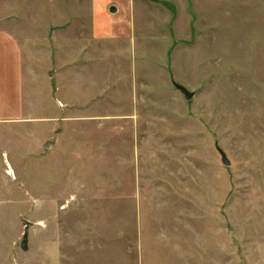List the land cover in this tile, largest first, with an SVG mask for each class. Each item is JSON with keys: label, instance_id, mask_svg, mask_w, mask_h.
Returning <instances> with one entry per match:
<instances>
[{"label": "rangeland", "instance_id": "1", "mask_svg": "<svg viewBox=\"0 0 264 264\" xmlns=\"http://www.w3.org/2000/svg\"><path fill=\"white\" fill-rule=\"evenodd\" d=\"M109 3L105 20L97 0H0L27 76L0 144V264H139L140 217L190 226L212 264H264V0Z\"/></svg>", "mask_w": 264, "mask_h": 264}, {"label": "crops", "instance_id": "2", "mask_svg": "<svg viewBox=\"0 0 264 264\" xmlns=\"http://www.w3.org/2000/svg\"><path fill=\"white\" fill-rule=\"evenodd\" d=\"M111 2V1H110ZM98 4V10H99V18L103 17L105 20H107V13L105 12L106 7L109 3V0H97ZM110 19V18H109ZM106 24H104L105 26ZM108 25V24H107ZM99 26V32L102 33L101 23H98ZM108 28V26H107ZM106 28V29H107ZM54 31V30H53ZM52 31V33H53ZM41 44L39 47L44 48L45 46H42ZM3 49L9 50L12 49L14 51V58L13 60H10L7 56V52L5 51V54L3 52ZM41 62V61H40ZM67 64V62H66ZM9 65L14 66L16 72V96L11 97L10 91L8 90V75H11L9 73ZM72 75V74H71ZM36 79L39 78L40 74L37 73L34 70V75ZM25 74V56L23 52V47L21 44V41L19 40L18 36H16L14 33L8 31V30H1L0 29V144L3 145L5 141V130L7 132H11L12 129H15L13 126H10L9 122L14 121V118H20L24 116V106H22V92L24 91V83L26 79ZM35 79V80H36ZM38 80V79H37ZM74 81L73 77H70V80L68 83H66V93L65 98L61 94L60 98L65 99V103L67 104L66 107L69 105H73L74 101H80L81 98H84L83 94L79 95L78 92H74ZM47 92V91H46ZM78 94V95H75ZM58 98V97H57ZM60 100V99H59ZM56 106L54 107V112H57ZM35 117V115H33ZM19 129V127H18ZM36 132V130L34 131ZM33 134H36L34 133ZM6 141L5 143H7ZM5 154V150L2 152ZM5 168L0 171V205L5 206ZM149 209H154V211H158L159 209H162V211L159 212H167L164 211V207L162 206H154ZM158 209V210H157ZM116 211V210H114ZM132 212V211H131ZM134 213H141L143 212V208H135L133 209ZM151 212V211H150ZM171 213H174L175 210L169 211ZM140 238H139V252H138V260L139 264H145V262H148V264H159L156 263V258L163 260H168L171 263L166 264H176L175 262L179 259L181 264H196L197 258L194 255V244L190 241L191 239H195V242L197 243L199 248H197V251L203 254L205 256V261L209 264H212V249L211 246H207V242L209 241L207 238L206 240H203L200 234L192 233V236L190 233L187 234L186 231L191 232L190 226L189 228L184 226L183 228L179 229L177 223H171L172 226H155V224H152L153 227L141 226L144 224L143 218L140 217ZM143 222V223H142ZM153 223V222H151ZM147 225L148 222H146ZM143 229V230H142ZM147 230V232H146ZM181 230V231H180ZM191 237L190 239L188 237ZM194 236V237H193ZM201 246V247H200ZM196 259V260H194ZM171 260H174L173 262Z\"/></svg>", "mask_w": 264, "mask_h": 264}, {"label": "water", "instance_id": "3", "mask_svg": "<svg viewBox=\"0 0 264 264\" xmlns=\"http://www.w3.org/2000/svg\"><path fill=\"white\" fill-rule=\"evenodd\" d=\"M177 87L183 92V94L185 95L186 99H191V98L193 97V93L189 92L185 87H182V86H179V85H178ZM49 145H50V143L48 142V143H47V146H49ZM219 151H220L221 156H222V162H223V164H225V165H230L231 162H230V160L227 158L226 153H225L222 149H220V148H219ZM22 247H23L24 249H27V238H25V239L23 240V242H22Z\"/></svg>", "mask_w": 264, "mask_h": 264}]
</instances>
